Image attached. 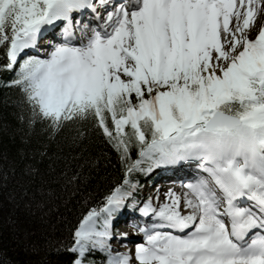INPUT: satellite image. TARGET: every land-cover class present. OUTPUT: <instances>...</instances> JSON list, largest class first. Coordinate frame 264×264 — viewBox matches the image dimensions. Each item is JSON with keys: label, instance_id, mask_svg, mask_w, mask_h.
I'll use <instances>...</instances> for the list:
<instances>
[{"label": "snow or ice", "instance_id": "snow-or-ice-1", "mask_svg": "<svg viewBox=\"0 0 264 264\" xmlns=\"http://www.w3.org/2000/svg\"><path fill=\"white\" fill-rule=\"evenodd\" d=\"M264 0H0V71L31 127L89 119L120 177L81 214L69 264H264ZM90 18V19H89ZM49 29L56 39L39 44ZM58 40V42H57ZM34 50L39 54H28ZM18 64V67L16 66ZM43 155V153H40ZM188 165L184 191L139 198V176ZM138 229V232H137Z\"/></svg>", "mask_w": 264, "mask_h": 264}, {"label": "trees", "instance_id": "trees-1", "mask_svg": "<svg viewBox=\"0 0 264 264\" xmlns=\"http://www.w3.org/2000/svg\"><path fill=\"white\" fill-rule=\"evenodd\" d=\"M3 59L0 46V62ZM3 74L0 71V264H69L70 255L56 253L47 242L71 244L81 214L120 177L118 156L89 119L64 122L56 130L42 120L28 127L20 119V93L8 86ZM90 255L97 264L105 259L99 251Z\"/></svg>", "mask_w": 264, "mask_h": 264}, {"label": "rangeland", "instance_id": "rangeland-1", "mask_svg": "<svg viewBox=\"0 0 264 264\" xmlns=\"http://www.w3.org/2000/svg\"><path fill=\"white\" fill-rule=\"evenodd\" d=\"M261 23H264V21H262ZM155 189V186L154 187H152V188H150L148 191H153ZM166 190L167 189H165V191H164V189H163V191H160V201L162 202L163 201V199H164V194L166 193ZM180 190V189H179ZM182 191V190H181ZM144 192H146V190L144 191ZM167 192H168V190H167ZM156 194V193H155ZM155 194H152L151 196L153 197V199L155 200ZM143 197V196H142ZM142 197H141V199H142ZM110 245H111V250L113 251V252H125V251H127L128 253H129V256H130V258L132 257V254L127 250V247H124V245L123 244H118V241L116 240V238L115 237H113V238H111L110 239ZM131 260V262H132V264H138V262L135 260V259H130Z\"/></svg>", "mask_w": 264, "mask_h": 264}, {"label": "bare ground", "instance_id": "bare-ground-1", "mask_svg": "<svg viewBox=\"0 0 264 264\" xmlns=\"http://www.w3.org/2000/svg\"><path fill=\"white\" fill-rule=\"evenodd\" d=\"M258 15V18H259V22H262V21H264V16H261V14L260 13H258L257 14ZM171 186H169V189H172V190H174V191H176L177 193H182L184 190H179V188H177V187H175V188H170ZM164 191H165V189H164ZM163 191V192H164ZM166 193H167V190H166Z\"/></svg>", "mask_w": 264, "mask_h": 264}]
</instances>
